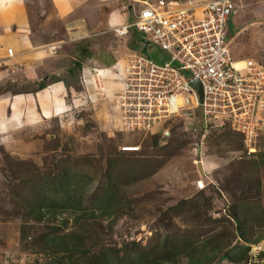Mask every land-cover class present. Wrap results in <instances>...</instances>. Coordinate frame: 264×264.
Segmentation results:
<instances>
[{"label":"rangeland","instance_id":"obj_1","mask_svg":"<svg viewBox=\"0 0 264 264\" xmlns=\"http://www.w3.org/2000/svg\"><path fill=\"white\" fill-rule=\"evenodd\" d=\"M102 3L105 4L104 6L109 4L107 0ZM24 5L33 36L32 43L39 45L50 56L53 55L50 53H53L54 49L48 50L49 44L56 43V49L61 44L62 47L54 51L55 55L61 52V61L57 59L60 63L65 59L71 60V57H80L78 60L81 63L86 62L89 59L87 56L91 54L92 57H95L93 60L96 61V66L98 65L100 69H104V66L107 67L106 64L111 59L112 62L115 61L116 65L112 68L109 67L110 71L106 70L103 73L97 71L98 68L91 69L84 73L86 77L81 83L78 69L72 68L69 71L66 68L67 65L60 66L57 62L55 66L59 70L55 73L63 79L65 96L63 94L61 98H56L53 105L46 106L45 104L44 107H47V110L43 109L44 117H41L39 121L29 125H25L27 122L24 121L22 123L23 126H26L24 129L23 127L22 129L18 128L12 132V137L10 135L4 137L5 142L1 147L3 150H0V264L30 262L34 256L22 248L26 243L24 245L19 242L21 219L13 218L8 212H3L10 206L12 202L10 200H14L12 196H9L11 188L8 191L6 189L9 187V183L14 182L11 171H15L21 177L33 172L47 173L51 164L57 161H68L63 164L69 165L75 172H81L91 179L82 194L83 197H81L83 206H88L99 198L105 181L101 175L108 165L111 168L112 164L116 163L118 165H116V171L121 174L126 175L128 171H135L148 175V177H146L147 175L139 176L137 181L131 182L129 186V193L134 194L130 195L133 216L129 219L131 222L127 226L129 228L127 234L123 230L121 231L122 224L127 220L126 216L118 218L116 226L120 229V236L123 239L137 240L140 245L154 244L166 231L158 223V221L166 223L165 220H168L166 216H162L161 219V214L158 211V208L163 210L167 208V206H162L163 201L161 202V200L169 198L165 202V205H168L174 203L177 197H190L196 194L194 183L199 176L196 163L201 160L204 162L205 172H208L206 174L212 182L210 186L214 182L218 185L221 193L223 187H228L229 196L224 193L225 198L215 199L214 197L211 202L208 218H212L216 222L210 223L209 219L203 221L201 218L195 220L201 230L196 227L193 218L182 221L176 216H171V222L180 231L185 230L189 233L192 231L194 236H199L200 233L208 234L207 231L213 227L219 229L221 226H225L229 227L233 233V226L224 214L226 208L223 209V205H234L240 208L249 203L251 211L257 208L264 209V168L256 167L255 172L260 179V189L257 191L252 184L245 183L250 180L251 175L239 179L236 173L234 174V169L228 166L231 162L242 161V164L248 160L258 162L257 154L264 152V108L260 114L255 115V128L251 136L238 131L240 129L236 130L237 123L221 117L216 119V127L225 124L232 133V135H226L228 138L220 146L221 152H224L227 157H218L213 154L215 146L208 144L219 139L218 136L222 131L211 129L210 139L206 141L204 140L206 133L202 136L200 133L188 134L183 129L184 123L179 125L177 118L171 116L164 120L163 117L160 119L155 118L153 114L142 113L143 106H140L143 103L142 100H136L138 105L129 99L135 95L133 91L137 89L136 85L139 83L133 80L135 76L124 71L125 65L131 62V55L133 54L134 57L139 55L140 48H143L142 54L145 56L149 53H157L155 48L151 47L152 45H143L144 43H140L139 48H130L129 45L135 43L132 32L137 40L144 38L142 33L131 29L123 36H115L109 29L108 32L102 34L101 31L105 30L104 14L108 11V8L102 7L97 15L99 19L97 21L90 20L85 25L88 29L87 34L85 33L86 38L77 39L76 43L70 44V42H66L68 39H66L65 33H62L65 20L56 19L48 0H26ZM77 12H74L70 19L76 16ZM128 18L127 21L132 19L131 13H128ZM67 30L69 33V29ZM233 31L231 28L228 30L229 33ZM53 32L55 33L54 38L51 36ZM93 34L96 35L92 36ZM262 39L263 43L260 44V41L258 43L264 49V35ZM53 40H59V42ZM252 41L253 38L249 41L247 38L248 44ZM252 45L259 48L255 43ZM85 50L87 55H83ZM232 53L235 55L233 51ZM158 55V63L149 59L156 64H161L164 61V56L162 53ZM260 62L264 63V60L261 61L260 58ZM50 67H44L45 73L40 75L43 77L48 75L49 71L52 72L53 66ZM48 79L47 82H52V75ZM129 79L131 80L129 81ZM29 89L28 85H20L21 91ZM134 104L138 106L136 107ZM243 123H239L240 126H243ZM152 133H159L160 137L152 139ZM125 146H137L138 150L124 152L121 148ZM253 173L254 171H252ZM122 180L124 181L125 178ZM197 184L199 185V182ZM206 190L207 193L204 191L206 195L215 196L210 187H207ZM255 191L259 192L258 195L254 194ZM216 210L220 212H215ZM205 217L207 218L206 215ZM60 218H67V226H70V218L65 214L56 218L54 223L58 224ZM245 228L248 236L255 238L264 232V222L261 218L251 220ZM120 236H116L114 239H118ZM235 243L237 242L234 240L232 245ZM260 250H264V237L256 245H252V250L245 257L246 264H264V258L259 260L256 256ZM181 264L185 263L181 262ZM218 264L228 263L220 262Z\"/></svg>","mask_w":264,"mask_h":264},{"label":"trees","instance_id":"obj_2","mask_svg":"<svg viewBox=\"0 0 264 264\" xmlns=\"http://www.w3.org/2000/svg\"><path fill=\"white\" fill-rule=\"evenodd\" d=\"M133 33L135 43L129 45L130 48H139L140 43L148 46L143 39L137 40ZM154 48L157 53H149L146 56L158 63V54L162 53L165 61L166 55L157 47ZM139 51L142 53L144 50L140 48ZM79 66L78 63H75V68H79ZM38 87L41 88L42 84ZM177 121L181 125L183 120L177 118ZM196 127L197 133L201 134L203 131L202 121H199ZM226 127L223 124L212 128L220 130L222 133L219 134V139L208 144L215 146L213 154L221 158L227 156L225 157L224 152H221L220 146L228 138L226 135H232ZM210 135L211 129L206 131L204 140L209 141ZM151 136H153L152 139H156L160 137V134L152 133ZM1 147L0 150H3ZM257 155L258 162L255 160H248L243 164L242 161L238 162L239 164L231 162L228 166L234 169L233 172L239 179L251 175L250 180L245 183L252 184L259 191L260 179L255 171L256 167L264 168V152ZM63 162L67 163L68 161L52 163L47 173L33 172L21 177L15 171H11L14 182L9 183V187L6 189L8 191L11 188L9 196H12L14 200H10L12 201L10 206L3 212H8L13 218L21 219L19 242L24 245L26 243L27 247L25 248V245L22 248L34 255L32 261L21 264H181V262L185 264L226 262L229 264L224 253L234 240L237 243L256 245L264 237V232L255 238L249 237L246 232L245 226L249 221L261 218L264 222V209L257 208L251 211L249 203L240 208L234 205H223L222 208H226L224 214L233 226V233L229 227L221 226L218 229L212 226L213 228L207 231L208 234L200 233L199 236H194L192 231L190 233L185 230L180 231L171 222L173 216L182 221L193 218L198 229L200 226H197L195 220L199 218L203 221L209 219L210 223L216 222L212 218H208L211 202L214 197L219 199L225 198V194L229 196V188L223 187L221 193L218 185L212 184L208 185V188L212 189L215 196L206 195L204 193L206 187L197 190L194 196L177 197L172 204L165 205L169 198L161 200V202L163 201L162 206H167V208L164 210L158 208V211L161 214V219L162 216H166L168 220H165L166 223L158 221L166 231L154 244L140 245L137 240H125L120 236V232L123 230L127 234L129 229L127 226L131 222L129 219L133 216L130 195L134 193H129L128 189L131 182H135L139 176L145 177L147 174L128 171L125 175L116 171V163L112 164L111 168L108 165L101 175L105 181L99 198L91 202L90 205L83 206L81 197H83L82 194L91 179L81 172H75ZM133 165L132 167H135ZM56 170L57 172H55ZM252 171H254L253 174ZM122 178L125 180L121 181ZM198 178L201 177L198 176ZM203 181L207 182L205 178ZM257 191L254 194L258 195ZM215 212L220 211L216 210ZM62 214L68 215L70 226H67V218H60L58 224L54 223L56 218L62 217ZM123 215L127 217V220L122 224L123 228L121 227L120 231L116 228L117 219ZM116 236L120 237L114 239ZM256 256L262 260L264 250H260ZM242 264H246V260Z\"/></svg>","mask_w":264,"mask_h":264},{"label":"built area","instance_id":"obj_3","mask_svg":"<svg viewBox=\"0 0 264 264\" xmlns=\"http://www.w3.org/2000/svg\"><path fill=\"white\" fill-rule=\"evenodd\" d=\"M132 1L136 4L129 6L132 19L112 27L114 35L135 29L144 35L145 43L160 49L167 58L156 64L142 53L131 55L124 71L139 83L129 99L135 103L142 100L141 112L155 118L182 119L188 133H197L198 119L203 125L202 136L216 127V119L221 117L237 123L236 130L251 136L255 115L264 108V67L254 59L234 60L231 56L226 25L232 1L184 5L177 0ZM50 48L55 51L53 45ZM6 53L11 56L12 49L7 48ZM195 79L201 85L200 103L190 84Z\"/></svg>","mask_w":264,"mask_h":264},{"label":"crops","instance_id":"obj_4","mask_svg":"<svg viewBox=\"0 0 264 264\" xmlns=\"http://www.w3.org/2000/svg\"><path fill=\"white\" fill-rule=\"evenodd\" d=\"M24 1L26 0H0V146L4 145V137L9 135L12 137L11 134L14 130L22 129V127L24 129L25 125L35 123L41 117H44L43 109L47 110V107H44L45 104L46 106L53 105L56 98H61L63 94L65 96L63 79L55 73L59 70L55 66L57 62L60 66L67 65L66 68L69 71L75 68V63H78L80 66L76 69L80 72L81 83L86 77L84 73L89 72L91 69L98 68L96 70L103 73L106 70L110 71L108 68L116 65L115 61L113 63L111 59L108 60L107 67L104 66V69H100L98 65L96 66V61L93 60L95 57H92L91 54V57L87 56L89 59L86 62L81 63L78 60L80 57H71V60L65 59L62 62L63 64L60 63L61 52L50 56L39 45L32 43L33 36L28 24ZM48 1L56 19L65 20L62 33H65L64 35L68 39L66 42L74 44L77 39L86 38L85 33L88 32V29L85 25L90 20L97 21L99 19L97 15L102 7H105L104 9L108 8V11L104 14V29L106 31L102 30V34L108 32L114 26L128 22V13H131L129 6L132 0H107L108 6H104L105 4L102 3L105 0ZM147 1L153 3L157 0ZM177 1L184 5L187 3L202 4L212 0ZM231 1L234 6L226 25V35L230 41V53L234 57L252 58L259 62L261 58V61H263L264 54L262 52L264 49L261 48L260 44L263 43L262 37L264 35V0ZM138 2H141V0H138ZM132 4L136 5L133 2ZM74 12H77L76 16L70 19ZM101 22H103L102 19ZM230 28L234 30L232 33L228 32ZM67 29H69V33ZM251 35L252 37H250ZM51 36L54 38L55 33L53 32ZM247 38L248 41L253 38V41L249 43L250 45L247 43ZM53 41L59 42V40ZM258 41H260V44ZM252 43H255L259 48L253 47ZM61 47V44H59L57 50ZM7 48L12 49L11 56L7 55ZM83 55H87L86 50ZM50 66H53L54 70L49 71L48 75L42 77L40 74L45 73L44 67ZM51 75L53 77L52 82H47L46 80ZM21 84L28 85L30 89L21 91ZM41 84L42 87L39 88L38 86ZM24 121L27 122L24 125L25 127L22 125Z\"/></svg>","mask_w":264,"mask_h":264},{"label":"water","instance_id":"obj_5","mask_svg":"<svg viewBox=\"0 0 264 264\" xmlns=\"http://www.w3.org/2000/svg\"><path fill=\"white\" fill-rule=\"evenodd\" d=\"M191 86L194 88L198 95V102H201V85L197 79L191 80ZM199 174H202L200 163L196 164ZM252 250V245L247 243H235L226 249L224 255L228 262L232 264H240L244 261L246 255Z\"/></svg>","mask_w":264,"mask_h":264},{"label":"clouds","instance_id":"obj_6","mask_svg":"<svg viewBox=\"0 0 264 264\" xmlns=\"http://www.w3.org/2000/svg\"><path fill=\"white\" fill-rule=\"evenodd\" d=\"M226 38H227V36H226ZM49 46H52V45H50L49 44ZM48 46V47H49ZM53 46L55 47V50H57L56 49V43H54L53 44ZM50 53V52H49ZM54 53H56V52H54ZM54 53H50V54H54ZM231 56H232V54H231ZM232 58L234 59V60H242V59H244V57H234V56H232ZM252 59V58H251ZM255 60V59H254ZM257 61V60H256ZM259 62V61H258ZM260 63H262V62H260ZM262 64H264V63H262ZM194 89V88H193ZM198 96V95H197ZM260 113H261V111H260ZM180 119V118H179ZM199 122V120L197 119L196 120V122ZM183 122V121H182ZM197 122V123H198ZM196 123V124H197ZM210 129H208L207 131H209ZM186 132V131H185ZM186 133H188V132H186ZM202 133H203V131H202ZM201 133V134H202ZM206 133V132H205ZM188 134H192V133H188ZM124 152L126 151V152H134V151H137L138 150V147L136 146V147H131V146H125V147H122L121 148ZM197 163H200V165H201V168H202V174H199V177H201V178H197L196 180H195V187H196V190H201V189H203V188H206V187H208V185H210V183H212L211 182V180H210V178H208V176H207V174L206 173H208V172H205V168H204V162L201 160V161H198ZM196 163V164H197ZM198 171V170H197ZM203 178H205L206 180H207V182H204L203 181ZM197 182H199V185L197 184ZM213 184H214V182H213ZM240 243V242H239ZM230 247V246H229ZM228 247V248H229ZM226 251V250H225ZM244 261H245V259H244ZM243 261V262H244ZM242 262V263H243ZM230 263V262H229ZM241 264V263H240Z\"/></svg>","mask_w":264,"mask_h":264},{"label":"bare ground","instance_id":"obj_7","mask_svg":"<svg viewBox=\"0 0 264 264\" xmlns=\"http://www.w3.org/2000/svg\"><path fill=\"white\" fill-rule=\"evenodd\" d=\"M149 135V134H148Z\"/></svg>","mask_w":264,"mask_h":264}]
</instances>
